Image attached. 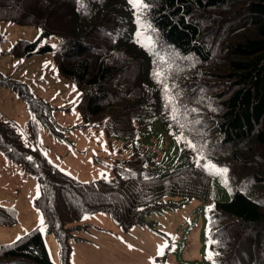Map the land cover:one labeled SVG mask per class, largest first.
Listing matches in <instances>:
<instances>
[{
  "label": "trees",
  "instance_id": "16d2710c",
  "mask_svg": "<svg viewBox=\"0 0 264 264\" xmlns=\"http://www.w3.org/2000/svg\"><path fill=\"white\" fill-rule=\"evenodd\" d=\"M146 2L152 7L138 19L128 0H0V21L40 31L11 53L27 59L53 54L60 74L81 91L68 113L77 105L84 125L132 147L128 160L112 165L120 179L82 182L68 175L38 147L40 126L61 139L66 128L53 115L67 108L0 70V85L22 97L29 114L24 132L0 117V152L37 181L35 206L57 239L61 264H71L70 241L86 213L107 212L128 229L173 207L167 198H212L220 171L211 175L197 166L191 141L203 153L200 164L228 169L233 185L232 199L213 205L210 223L219 222V231L213 228L219 247L212 261L230 264L240 254L237 264H264V0ZM160 57L170 63L158 64ZM156 71L167 74L175 103H168ZM155 125L177 142L187 165L170 168L134 145ZM16 222L15 208L0 204V226ZM0 264L56 263L38 226L1 245Z\"/></svg>",
  "mask_w": 264,
  "mask_h": 264
},
{
  "label": "rangeland",
  "instance_id": "374dc122",
  "mask_svg": "<svg viewBox=\"0 0 264 264\" xmlns=\"http://www.w3.org/2000/svg\"><path fill=\"white\" fill-rule=\"evenodd\" d=\"M39 36L37 28L0 21V37L5 38L4 43L0 44V70L28 85L37 97L56 107L67 108L59 109L53 115L66 128L60 134L61 139L56 140L47 127L40 126L38 147L49 161L79 181L120 179L122 173L112 165L128 160L132 147L124 148L122 138L110 135L95 125H84L82 113L77 108L81 91L60 74L54 55L27 59L11 53L18 42L34 41ZM141 39L147 40L148 37L144 35ZM50 43L55 44L56 38H52ZM75 103L76 108L68 113ZM0 117L13 121L23 132L29 119L23 98L20 99L15 91L1 85ZM134 145L150 150L161 164L170 168L177 167L176 164L187 165L177 142L158 125L153 126L151 134L137 139ZM232 190L227 172L220 171L215 178L211 199L204 201L194 198L187 201L182 197L167 198L165 201L173 207L149 214L143 226L135 225L128 229L120 227L107 212L86 213L79 223L81 228L74 231L70 241V263L217 264L209 258L219 247L214 236V230L219 231V222L211 226L212 209L217 201H230ZM39 195L37 181L0 152V204L17 211L14 225L0 226V246L12 243L40 226L43 216L35 206V199ZM40 230L52 261L61 264L56 237L45 227L41 229L40 226ZM227 247L229 250L235 248L233 245ZM242 257L240 254L239 257L232 256L230 264H237L235 258Z\"/></svg>",
  "mask_w": 264,
  "mask_h": 264
},
{
  "label": "snow or ice",
  "instance_id": "6c2138e0",
  "mask_svg": "<svg viewBox=\"0 0 264 264\" xmlns=\"http://www.w3.org/2000/svg\"><path fill=\"white\" fill-rule=\"evenodd\" d=\"M128 3L133 7V10L136 13L138 19L140 17H142L143 14L145 12L149 11L150 8L152 7V5L150 3H147L146 0H128ZM137 37L139 38V32L137 33ZM153 46H154V42H153ZM53 47H55V46H53ZM168 63H170V60H166L163 57H160L158 59V64H160V65H164V64H168ZM166 75L167 74L162 72V71H156L154 73V76L156 77L157 82L162 84L164 92L169 95L168 103L171 104V103H175L176 102L173 99V97L175 96V91H174V89H170L169 86L167 85L166 80H165V76ZM177 106H179V105H177ZM191 111H195V110L193 109ZM186 143L192 148V150L194 152L197 153V159H196L195 162L197 163L198 167H202L203 170L208 171L209 174H211V175H215L216 171H222L224 173H226L228 171V169H226V168L222 169V170L216 169L215 165H212L211 169L209 168V166L207 164L201 165L200 164V160L204 158L203 157V153L198 149L197 145L193 144L191 141H186ZM29 159H31V157H29ZM212 169H215L216 171H212ZM40 226H41V229L44 228V220H43V218H41V220H40ZM17 239H20V238L18 237ZM209 258L211 259V257H209Z\"/></svg>",
  "mask_w": 264,
  "mask_h": 264
}]
</instances>
